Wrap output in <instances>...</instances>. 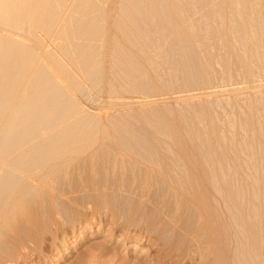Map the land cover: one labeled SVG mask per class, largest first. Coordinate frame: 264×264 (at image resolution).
Returning a JSON list of instances; mask_svg holds the SVG:
<instances>
[{"label":"bare ground","instance_id":"1","mask_svg":"<svg viewBox=\"0 0 264 264\" xmlns=\"http://www.w3.org/2000/svg\"><path fill=\"white\" fill-rule=\"evenodd\" d=\"M260 77L264 0H0V264H264Z\"/></svg>","mask_w":264,"mask_h":264},{"label":"rangeland","instance_id":"2","mask_svg":"<svg viewBox=\"0 0 264 264\" xmlns=\"http://www.w3.org/2000/svg\"><path fill=\"white\" fill-rule=\"evenodd\" d=\"M258 79L259 80L257 81V84H259V83H261V84L258 86V88H253V91H255V90L262 91V94L264 95V77H260ZM250 90L251 89H248L247 90L248 92H246V93H249ZM217 91L222 93L221 95H219L220 93L218 92V96H220V97L217 96L218 99H221V97H223L222 95L224 93H225L224 94L225 96L222 99H225L226 97H228V96H226V95H228V93L226 91H224V88L221 87L220 85L217 86ZM210 97H212V96H210ZM263 109L264 108H261L260 112H262ZM228 111H231V110L228 109ZM235 112H236L235 109H233V113H231V114L229 113V114L233 118L234 117L237 118L238 115ZM262 114L264 116V112ZM231 116H229V117H231ZM93 228L96 229L97 226H96V228L95 227H93ZM66 229L63 230L62 228H60L58 240H56V241L54 240L55 241L54 242L53 240L49 241V239H47L46 241H44L43 244H41L42 248H40L41 249L40 252L35 251V252H31V254L28 257H19L18 258L19 261L17 260L18 263H16V264H89L97 256L100 257V253H101L100 249H98L95 246V244L98 241H100L102 238L92 237L90 235L91 234L90 230H88L87 228L83 229V227H82V229L84 231H81V229L76 226L75 227V233L72 230V228L67 227ZM72 231H73V233H72ZM161 253H162L161 251L158 252L157 248L152 250V254L155 255L154 256L155 260H157V258H158V260H159V258H161ZM100 260L106 261L107 256L101 257ZM176 260L177 259H173V262L176 263ZM162 262L163 261H161L159 263L161 264ZM119 263H121V262H119ZM157 263H158V261H157Z\"/></svg>","mask_w":264,"mask_h":264}]
</instances>
